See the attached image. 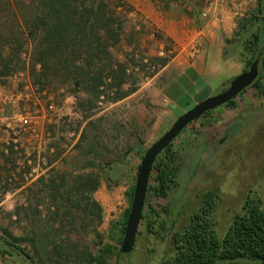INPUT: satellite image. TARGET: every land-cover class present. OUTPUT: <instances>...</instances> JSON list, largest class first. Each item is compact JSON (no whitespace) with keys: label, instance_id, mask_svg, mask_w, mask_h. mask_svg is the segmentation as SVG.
Wrapping results in <instances>:
<instances>
[{"label":"rangeland","instance_id":"1","mask_svg":"<svg viewBox=\"0 0 264 264\" xmlns=\"http://www.w3.org/2000/svg\"><path fill=\"white\" fill-rule=\"evenodd\" d=\"M118 5L117 11L124 17V37L131 39V44L124 40L122 51L134 52L135 56L143 54L170 59L182 42L194 43L202 37L199 31L206 24L212 30L217 29L222 39L224 30L230 36L226 40L233 39L241 19L256 15L258 8L257 0H181L167 8L159 0H121ZM1 8L0 12H4ZM203 11H207L205 17ZM4 14L0 19L5 25L16 24L12 16ZM224 50L231 54L227 58L238 66L232 70L224 65L218 71L217 77L210 81L214 88L212 95L225 90L230 80L245 69L239 48L232 49L225 42L222 54ZM22 57L25 59L26 54ZM158 72L151 78L142 77L137 90L128 97L115 103L100 104L94 112L95 123L91 127H87L76 112L72 96L62 97L60 91L49 95L35 93L26 70L0 79V150L12 144L16 151L12 157L16 171L26 169L27 165L31 167L21 181L16 171L5 169L0 155V229L8 227L16 235L36 228L43 232L48 229L52 235L70 237L80 247L97 252L101 247L98 235L101 243H105L112 224L129 205L126 192L135 183L141 154L179 115L193 107L189 105L178 112L165 104L159 91L161 78ZM237 116L247 119V123L235 137L223 139V130L237 120ZM84 130L85 140L78 145ZM53 141H60L62 151L59 156L52 150L47 151ZM92 142L101 151L103 163L127 161L130 167L125 181L109 187L102 179L91 194V199L100 206L99 216H83L77 206L71 209L74 218L63 215L67 202H60L63 206L56 212L58 202L50 198L46 190L31 197L29 202L25 200V188L42 175L46 179L63 176L68 185L80 174L97 171V168L87 166L92 154H86V150ZM173 149L175 163L179 166L176 185L165 198L147 194L144 203L145 209L151 205L160 211L155 223L159 234L145 232L140 223L138 230L141 233L136 234L128 264H160L168 258L172 254L171 225L174 222L175 229H182L209 194L214 201L209 215L220 233L224 232L231 215L239 210L247 194L259 196L264 208V96L253 88H247L237 96L235 108L219 106L210 117L191 122L176 138ZM10 174L14 178L6 183V176ZM32 188L33 191L37 189L34 185ZM28 203L32 208L28 215L21 214L18 221L11 223L8 212ZM161 221L164 229L159 227ZM50 225H53L52 229ZM116 247L120 246L117 244ZM112 261L115 262V258ZM239 261H218L216 264H239ZM0 264L20 263L0 254Z\"/></svg>","mask_w":264,"mask_h":264},{"label":"trees","instance_id":"2","mask_svg":"<svg viewBox=\"0 0 264 264\" xmlns=\"http://www.w3.org/2000/svg\"><path fill=\"white\" fill-rule=\"evenodd\" d=\"M120 1L16 0L14 3L13 0H0V7L6 13L0 12V15L12 16L16 22L15 25H5L0 19V79L26 70L35 93L49 95L60 91L62 97L72 96L76 112L80 113L87 127L93 126V115L100 104L115 103L128 97L137 90L142 77H153L170 60L166 56H135L134 52L122 51L124 40L131 44V39L124 37V17L117 11ZM159 1L167 8L181 0ZM257 4L256 15L243 17L235 37L227 39L226 43L232 49H240L245 62L244 71L254 61L258 62V75L247 88H253L264 96V0H257ZM23 54H26L25 59ZM223 54L225 57L231 55L227 50ZM237 96L221 107L235 108ZM212 112L207 111L199 118L210 117ZM237 117L223 130V139L233 138L242 131L247 119ZM84 140L85 130L78 145ZM175 140L155 160L147 194L165 198L176 185L179 166L175 163ZM60 146V141H53L47 151L52 150L55 156H59L62 151ZM96 147V143H90L86 154H92L87 166L95 167L97 171L80 174L68 185L63 176L46 179L42 175L33 184L37 187L35 191L33 185L25 188V200L29 202L31 197L46 190L48 196L58 202L56 212L63 206L60 202H67L63 215L74 218L71 209L77 206L83 216H99L100 206L91 199V194L102 179L109 187L125 181L130 167L127 161L117 160L109 165L103 163V155ZM15 153L12 144L0 150L6 170H17L12 158ZM30 170L27 165L26 169L16 171L18 179L23 181ZM11 177L14 178L11 174L6 176V183ZM133 190L134 183L126 192L129 205L112 224L108 240L101 243V236L98 235L101 247L97 252L80 247L70 237L52 235L48 229L43 232L36 228L16 235L8 227H2L0 254L20 264H116L120 250L116 245L121 246L122 243ZM211 198L210 194L206 196L204 203L190 215L182 229H175L173 222L170 229L172 254L160 264H216L218 261L238 260L239 264H259L264 260V208L260 197L247 194L239 210L231 215L223 233L217 230L216 222L209 215L214 202ZM30 210L29 203L24 207L15 206L8 212V218L13 223L20 219L21 214L27 216ZM159 217L160 211L151 205L148 209L143 208L142 230L159 234L155 229ZM159 227L165 228L162 221ZM49 228L52 229L53 225ZM140 233L138 230L137 235ZM114 258L115 262L112 261Z\"/></svg>","mask_w":264,"mask_h":264},{"label":"crops","instance_id":"3","mask_svg":"<svg viewBox=\"0 0 264 264\" xmlns=\"http://www.w3.org/2000/svg\"><path fill=\"white\" fill-rule=\"evenodd\" d=\"M224 32L222 39L217 29L212 30L206 24L199 31L202 37L194 43L182 42L177 53L159 70V91L163 102L173 110L184 111L185 107L194 106L212 95L214 88L210 81L217 77L218 71L224 65L232 67V70L238 66L222 54L223 44L230 37L228 32Z\"/></svg>","mask_w":264,"mask_h":264},{"label":"water","instance_id":"4","mask_svg":"<svg viewBox=\"0 0 264 264\" xmlns=\"http://www.w3.org/2000/svg\"><path fill=\"white\" fill-rule=\"evenodd\" d=\"M257 63V61H254L248 70L234 76L225 90L206 97L179 115L170 128L146 149L137 170L130 210L116 264L129 263L142 217L152 166L158 155L177 138L183 129L191 122L195 121L205 112L214 110L227 103L249 87L258 75ZM260 264H264V260H262Z\"/></svg>","mask_w":264,"mask_h":264},{"label":"built area","instance_id":"5","mask_svg":"<svg viewBox=\"0 0 264 264\" xmlns=\"http://www.w3.org/2000/svg\"><path fill=\"white\" fill-rule=\"evenodd\" d=\"M207 15V11L202 12V16L205 17Z\"/></svg>","mask_w":264,"mask_h":264}]
</instances>
